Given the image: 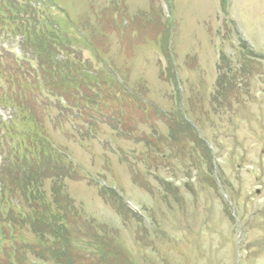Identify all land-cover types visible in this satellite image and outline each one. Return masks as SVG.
<instances>
[{
    "label": "rangeland",
    "instance_id": "374dc122",
    "mask_svg": "<svg viewBox=\"0 0 264 264\" xmlns=\"http://www.w3.org/2000/svg\"><path fill=\"white\" fill-rule=\"evenodd\" d=\"M14 18L60 28L53 57L93 104L44 85ZM26 99L73 167L53 202H71L75 264L104 247L107 264H264V0H0V178ZM8 194L0 264H72L31 249L30 220H8L33 202Z\"/></svg>",
    "mask_w": 264,
    "mask_h": 264
},
{
    "label": "trees",
    "instance_id": "16d2710c",
    "mask_svg": "<svg viewBox=\"0 0 264 264\" xmlns=\"http://www.w3.org/2000/svg\"><path fill=\"white\" fill-rule=\"evenodd\" d=\"M13 21L16 22V30L18 31L20 29V35H24V42H30L31 49L33 50V58L35 62L37 61L39 69L37 74H40L44 79V85L47 82L49 84L51 83L52 90L50 91L58 95H61L60 89H64L65 91L70 90L69 87L71 89L74 88L73 90L76 88L82 89L83 97L81 99L89 104H93L95 96L92 95L91 97L85 93V88L88 87V83L82 78L78 86V82L76 81L78 77L82 76L78 74V65L74 64L73 61L63 62V60H56L53 57L54 48H52V42L62 43L60 40L62 36L59 35L60 28L52 20H49L48 23L46 22L41 26L39 24L34 25V23L32 25L28 24L31 20H26L27 26H25L26 23H23L22 26L19 25L18 18H14ZM25 38H27V41ZM55 39L58 41H55ZM62 62L64 63L63 65ZM72 74L75 75L76 79ZM92 99L93 101H91ZM25 101L26 106L20 111L23 116L25 115L23 118L24 122L22 123L25 128L18 133L13 131L16 128V124H10L6 128L7 134L14 137L17 136V151H21L23 155L19 160L20 164L5 165L7 171L3 172V177L0 178V198H3V196L8 197L10 194L8 192L12 193L14 187V191H19L21 199L24 198L26 201H32L33 204L30 203L29 207H27L28 213L23 208H13L17 216L11 215L12 219L8 221L13 226L20 225L23 227V225H26V221L30 220L29 222L33 229L32 233L39 241V244L31 248L33 251L35 249L36 251L41 250L47 257L58 260L65 257L66 261L64 260V262L75 264L73 260L72 240L70 237L72 233V221H70L72 218H69V215H71V202L68 198L66 200L67 203H63L61 198H59L61 203L53 202L57 196L55 187L60 178L71 177V166H69L64 156L58 154L57 149L47 142L46 137L36 129V126L32 123L33 120L29 119L25 122L30 117L29 113L32 111L29 101L27 99ZM13 139L11 141L6 137L3 139L5 143L8 142V149L16 148L11 145V142L14 141ZM43 179H52L49 191L51 198L41 190ZM7 187L10 191H7ZM109 199L113 204H115V199L119 200L117 195H111V193ZM17 218L21 219L17 220ZM107 257L108 254L104 247L99 255L97 264H101L102 262L107 264Z\"/></svg>",
    "mask_w": 264,
    "mask_h": 264
}]
</instances>
